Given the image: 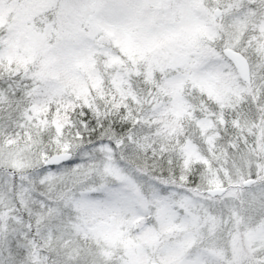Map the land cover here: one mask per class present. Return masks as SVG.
Returning a JSON list of instances; mask_svg holds the SVG:
<instances>
[{"label": "snow or ice", "instance_id": "6c2138e0", "mask_svg": "<svg viewBox=\"0 0 264 264\" xmlns=\"http://www.w3.org/2000/svg\"><path fill=\"white\" fill-rule=\"evenodd\" d=\"M0 264H264V0H0Z\"/></svg>", "mask_w": 264, "mask_h": 264}]
</instances>
